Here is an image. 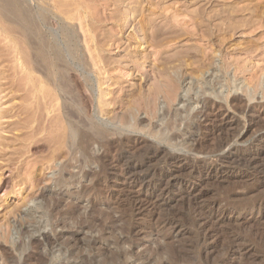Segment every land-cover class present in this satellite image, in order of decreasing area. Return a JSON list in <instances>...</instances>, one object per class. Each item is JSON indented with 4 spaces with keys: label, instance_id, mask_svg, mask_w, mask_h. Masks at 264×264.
I'll use <instances>...</instances> for the list:
<instances>
[{
    "label": "rangeland",
    "instance_id": "rangeland-1",
    "mask_svg": "<svg viewBox=\"0 0 264 264\" xmlns=\"http://www.w3.org/2000/svg\"><path fill=\"white\" fill-rule=\"evenodd\" d=\"M79 1L27 0V7L33 11L38 8L45 11L47 15L45 24H48V27H53V29L58 30L60 25L69 27L73 24L71 27H74L73 31L75 30L80 47L83 48L85 53H94V51L96 53L105 50V53L111 55L109 56L110 66L107 68L106 75L109 74L114 81L122 79L119 82V86L116 85L115 87L112 85L105 90L106 93L110 92L109 97H111L112 102L120 100L125 95L126 89H131L133 85L138 88L142 84L141 86L144 85L145 89L148 88L154 80V75L151 71L153 65H161L159 62L162 63L164 61H162L163 57L159 60V56L169 54L168 56H172L170 64L173 62L174 65L179 62L175 57L176 52L177 55H183V50L187 46L192 48L198 47L199 49L203 48L202 50L206 49L209 52L210 47H205L209 44L208 39L206 40L205 36V39H201L197 35L202 34V30L208 32L213 31V29L215 30L214 27L203 28L209 21H215V24L224 26L223 21L226 22L231 19V22L232 20L233 22L236 20V24L232 22L233 25L235 24V27L239 25L241 27L239 26L240 28L238 27V29L237 27L236 29L234 28L236 31L233 29L228 31L232 33L231 36L230 33L226 34L228 37L222 34L218 35V38L211 37V40H209L211 44H217L219 46L217 48L227 54V57H223L218 53L215 64L218 67H222L225 63H230L228 74L240 86L239 90L235 89L232 91V95L241 97V105L244 106V109L250 108L259 102L264 103V27L261 28L264 25V0ZM66 3L67 5L70 3V5H66V7ZM0 4L2 5V3ZM63 4L65 9L62 7ZM23 6L26 7V5ZM201 7L205 9L203 10ZM246 7L249 9L247 10ZM250 9L254 11H250ZM74 10L75 12H72ZM85 12L88 13L86 14ZM200 14L201 16H199ZM210 16L214 19L211 18L210 20ZM242 17L244 18L242 19ZM252 17L255 22H261L255 25V27L252 26L253 28H245L243 22L253 20ZM199 20L201 23H198ZM197 24H200L202 29L198 28ZM186 28L188 33L189 31H194L189 38L186 35ZM44 30L46 29L44 28ZM24 39L21 26L11 16L4 14L0 6V121L2 120L0 122V246L9 250L15 258H19V252L15 249V243H21L22 241L27 248V252L33 251L29 247V238L18 236L21 225L33 223L35 224L33 227L27 228L29 232L33 233L34 239L42 241V234L44 233L48 234L52 239L51 245L44 244L39 249L41 257L46 260V262H41L40 264H264V210L262 211V216L255 213L251 216V205H249L252 204V199L254 200L255 196L264 197V182H262L261 189L259 188L257 193L246 195V188L253 184L249 178L251 176L246 175L247 177L240 178L238 174H233V176L228 174L229 177L225 178V180L199 184L197 187V193L200 196L198 204L194 200L188 201L182 192L180 194L174 192V195H171L172 197L170 196L169 200L167 199L165 203L158 202L150 197V194L140 190L138 185H131L125 179L127 177H124L119 172V168L125 167L126 162L134 164L146 160L143 150L150 144L145 143L137 145L134 149L130 147L116 148L112 152V155L120 154L124 163L122 162L118 166L112 164L108 166L109 173H111L109 187L105 188L101 184L103 189H101V186L97 188L94 185L96 179H93L95 177L92 175L87 179L81 180V184L89 187L88 191L80 195V197L65 199L64 204L60 207L61 213L58 217L62 221L65 220L63 227H46L43 224V220L39 217V211L35 213L36 202L41 193L50 195L49 197L54 196L57 199L62 195L66 196V194L64 189L54 188L52 183L49 182V179L56 178V168L61 164L60 161L55 163L57 165H55L54 169L51 164L46 163V151L42 149V152L41 149L39 150L33 145L27 148L23 139L22 128H19L17 124L19 122L18 114L20 113L17 110H20V102L22 100L19 99H21L22 92L18 88L16 89V87L26 81L27 61L32 60V65L35 68L31 72L32 81H36L39 78V73L36 69L37 61L34 60L36 59V51L30 47L27 39ZM155 39L159 40L158 44ZM153 43H156V45ZM136 50L142 51L146 55L149 54L147 55L148 59L140 60V65L136 67L133 66V61L127 62L128 67L123 66L124 61L122 58H125L123 55L125 53L134 54ZM172 53L174 54L172 55ZM156 56L158 57L156 58ZM91 59L87 56V60L91 65L98 61L95 58ZM180 61H183V59ZM242 68H245L244 72H242ZM93 71L89 74L92 83L88 88L89 91L93 92L94 97L97 98L99 94L97 79L100 76V72L96 66L93 68ZM132 72H135V75H132ZM250 72H256L257 76L263 73L258 87L254 85V82L250 83ZM77 74L73 75V79L80 82ZM144 77H147L148 82H143L142 78ZM140 79H142V82ZM139 83V86L136 85ZM86 91H83V93L87 97L88 93ZM163 95H159L157 100L160 111L162 108H167L168 104L166 97H163ZM227 95L228 92L223 90L220 96L226 99ZM94 102L97 107L96 100ZM224 105H226L225 102ZM195 106L197 110L199 106ZM115 113L119 116L120 109L115 111ZM228 113L234 115L240 121L239 131L232 142L233 148L241 151L249 148L255 143L254 139L264 133V129L260 130V127L264 125V118H262L261 113H253L252 115L243 117L242 113L239 111L235 112L230 108ZM10 116L11 118H9ZM250 118L254 124V128L252 127L249 130L248 123ZM102 119L109 122L106 118ZM13 123L16 127L13 125V127H10ZM114 123L115 127L114 124L112 127L111 123H108V126L118 128L120 122L116 120ZM159 123L156 119L151 120L145 111L141 110L138 112L136 132H129L131 130L127 129V133L129 132L127 135L131 139L140 138L149 141L152 145H158L161 148L172 151L169 146L149 135L150 131L158 129L156 125ZM129 129L133 130V127ZM177 141L179 142L180 140ZM189 143H186L185 146ZM12 147L16 149L14 148L12 151ZM97 150L94 147V153L98 152ZM181 150H174L172 152L180 156H186L188 152H185L183 148ZM135 153H138V155ZM9 154H11V157H9ZM262 158L261 164L264 167V157ZM205 159H212V157ZM25 160H29L27 165L24 162ZM33 162L35 164L38 163L34 165L35 167L31 168L30 166H33ZM108 162L107 159L105 164H109ZM155 163L157 165L158 161ZM45 164H49L48 166L50 167L48 168ZM97 167L93 165L91 169L98 171ZM71 171L76 173L77 170L71 169ZM38 178H40L43 184V188L39 190L35 186L37 184L36 179ZM154 179L157 180L158 177L154 176ZM93 185L96 189L92 188ZM78 186L71 187L70 190L72 189L73 191ZM133 200L141 201V212H135V214L132 212L130 203ZM146 200H153L151 203L156 202L154 203L155 206L148 204ZM67 204L70 210H67ZM146 204L147 206H145ZM75 206V213L72 219H69L65 213L66 211L68 213L69 211L71 212V209ZM245 208L248 209L246 210ZM143 211L144 213H142ZM225 215L226 218L223 219V222L220 217H225ZM199 218L206 219L205 221L209 224L206 223V227H204V229H208H206L207 236L205 239H202V234L204 233L201 230L202 227L199 228V224L197 227L195 222H193ZM8 234L9 240L6 237ZM60 234L63 237L61 236L60 238ZM65 251H71L75 256L67 259ZM231 253H234L232 257L230 256L232 255ZM0 264L3 263L0 262Z\"/></svg>",
    "mask_w": 264,
    "mask_h": 264
},
{
    "label": "bare ground",
    "instance_id": "bare-ground-1",
    "mask_svg": "<svg viewBox=\"0 0 264 264\" xmlns=\"http://www.w3.org/2000/svg\"><path fill=\"white\" fill-rule=\"evenodd\" d=\"M68 1L70 2V0ZM0 3H2V5L0 4V6L2 7L4 14L11 16L14 21L21 26L23 35L28 41L27 43L36 51V59H33L37 61L36 69L39 73V78H35L36 81H32L33 78L31 72L35 68L32 65L33 61L31 60V62L29 60L27 61V73L25 79L26 81L24 83L22 82L21 85L19 84L20 86L16 87V89L18 88V90L22 92L21 99H19L22 100V102H20V110H17L20 111V115L18 114L19 122L17 124L19 128H22L23 139L26 143L27 148L33 145L35 148L39 150L41 149V151L42 149L46 151V163L51 164L52 168L54 169L55 165H57L55 163H57L58 161H60L61 163L58 167L56 166V178L49 179V182L52 183L54 188L58 187L64 189L66 196L62 195L59 199H57L54 198V196L49 197L50 195L41 193L35 206V213L39 211V217L43 220V224H45L46 227H63L65 220L62 221L58 217L61 213L60 207L64 204L65 199L67 200L72 197H80V195H83L88 191L89 187L81 184V180L87 179L90 175H92L95 177L93 179H96L94 185L97 188L100 187L101 184L105 188L109 187L111 173H109L108 166L111 164L118 166L124 161L122 160L120 154L112 155V152L116 148L119 147L120 149H122L123 147H130L134 149L141 143L150 144L147 145L148 147L143 150V152H145L144 156L146 157V160L142 161L141 163H134V160V164L126 162L125 167L122 166V168H119V172L124 177H127L125 179H127L131 185H138V188L140 190L150 194V197L155 199V201L165 203L171 195H174V192L177 194H180L182 192L183 194H185L188 201L194 200L196 204H198L197 202L200 196L197 193V187L199 186V184L210 181L219 182L225 180V178H228L229 175L233 176V174H238L240 178H245L247 177L246 175L251 176L249 178L251 179L253 184H251L250 187L246 188V195H252L258 192V189L262 186V182H264V167L261 164V159H263L262 157H264V133L261 136L256 137L254 139L255 143H253L249 148H246L242 151L237 148H233L232 142L237 132L239 131L240 121L236 117H234V115L229 114L228 110L230 108L235 112L239 111L243 114V117H247L248 115H252L253 113H261V115L263 116L262 118H264V103L259 102L250 108L244 109V106L241 105V97L232 95V91L235 89L239 90L240 86L238 85L239 83L236 84L233 77L231 78V75L229 76L228 74L230 63H225V65L222 67H218L215 64L218 53L223 57H227V54L225 52L223 53L222 50L217 48L219 47L217 46V44L215 45L209 42V40H211V37L218 38V35L220 36L222 34L226 36V34L230 33L228 31L232 29L235 30L236 27L238 29L240 25L235 27V19V22H233L232 20V22L235 23L234 25L231 22V19L227 20L226 22L222 20L224 22V26L222 25V22V26H219V24H215L216 22L214 20L213 21L215 23L208 20L209 22H207V24L204 25L203 28L214 27L215 30H209L211 33L206 30V32L202 30L203 33H199H202L203 35L199 33L194 34H199L197 35V37L201 39H205V37L206 40L208 39L207 41L209 44L205 47H210L209 52L206 49L202 50L203 48L199 49L198 47L192 48L190 46H185L186 48L184 50L182 49L183 55H177V52L176 56L174 55L179 61L178 63L174 61L175 63H177L174 65L173 62L172 64H170L172 56H168L169 54H166L165 56H163L164 54L159 56V60L163 57L162 61H164L162 63L159 62L161 65H153L151 71L153 72L154 80L153 83L148 86V88L145 89L143 87L144 85H140L142 79L143 82H148L147 77H144L140 79L141 82L139 84H136L138 86L140 85L138 88L133 85L131 89H126L127 92L125 91V95H123L120 100L112 102L111 97H109L110 92L108 91V93H106L105 90L106 88H110L112 85L115 87L116 85L119 86V82L122 79H118L119 81H114L109 74L106 75L107 68L110 66V54L105 53V50H101L96 53L95 51L94 53H85L83 48L80 47L78 41L79 39H77L75 30L73 31L74 27H71L73 26V24H69L71 25H68L69 27H67L66 25H60L58 27V30L53 29V27L51 28L50 26L48 27V24H45V19H47L46 12L40 8H38L37 10L35 9V11L29 9V7H27V0H0ZM67 3L65 4V6L67 5ZM23 5H26V7H24ZM69 5L70 3L67 6ZM72 5L75 7L74 4ZM62 7L63 9H65L64 4L62 5ZM248 9L249 8H247V10ZM250 11L254 10L250 9ZM72 12H75V10ZM85 13L87 14L88 12ZM199 16H201V14ZM209 18L211 20L212 16H210ZM243 18L244 17H242V19ZM200 20L198 23H201ZM260 22L257 23L253 19L248 21L246 20L243 23L245 28H250L252 26L255 27V25L259 24ZM194 24H196V22ZM197 25L198 28L201 26L200 24ZM263 27L264 25H262L261 28ZM44 28L47 30V32L46 30H44ZM186 32V35L189 38L191 33L194 31H189L188 33L187 30ZM231 34L232 33H230V36ZM192 36L195 37V35L193 34ZM158 41L156 40L157 44L159 43ZM153 44L156 45V43ZM26 46L24 47L26 48ZM173 54L174 53H172V55ZM147 55L142 51L139 52L137 50L134 52V54L125 53L123 55V57L125 58H122L124 63L121 64L123 66H127V62L129 63L133 61V66H139V61L146 59L148 57ZM87 56L90 59H97V63H92L91 65V63H89L87 60ZM157 57L158 56H156V58ZM181 59H183V61H180ZM95 66L100 72V76L96 73V75L99 76L97 79L99 90L97 98L94 97L93 92L89 91L88 88L92 83V79L89 74L93 71V68H95ZM244 71L245 68H242V72ZM74 74L78 75L80 82H77V80L73 79ZM249 74L250 83L254 82V85L258 87L260 85V78L263 73H260L259 76H257L256 72H250ZM132 75H135V72H132ZM87 88L88 92L86 91ZM223 90H226L228 92L226 99H223L222 96H220ZM83 91H86V93H88L87 97L86 95H84L85 93H83ZM159 95H163V97L165 96L166 100L168 101L167 108H162L161 111L159 110L160 108H158L157 105ZM95 100L97 107L94 102ZM224 102L226 105H224ZM112 103L114 104L112 105ZM195 105H197V107L199 106L197 110L195 109ZM118 109H120L119 116H117V114L115 113V111H117ZM141 110H144L145 113L151 118V120L156 119L160 122L157 125L155 124L158 129L155 131H150L149 135L157 138L159 142L161 141V143L163 142L164 144L169 146L172 151H182L181 148L185 149V152H188L186 156L177 155L172 151H168L158 145H152L151 143H149V141H145L140 138L131 139L128 137L127 134L129 132H136V128L138 126V112ZM9 118H11V116ZM102 118H106L109 122L104 121ZM116 120L119 121L120 124L118 128H112L113 124L115 127V123L117 122L114 123V121ZM14 123L11 124L10 127L15 126ZM108 123H111L112 127H109ZM253 126L254 124L252 123V120L250 118L248 129L250 130ZM132 127L133 130L129 129ZM260 128V130L264 129V125ZM9 129L11 130V128ZM127 129L131 131L127 133ZM177 140L180 141L178 142ZM188 142L190 143L185 146V144ZM94 147L98 149V152L94 153ZM14 148L12 149V151L14 150ZM9 155V157H11V154ZM136 155H138V153ZM208 157H212V159L206 160L205 158ZM107 159L109 161V164L106 165L105 162L107 161ZM156 161H158L157 165L155 163ZM24 162L27 165L29 160H25ZM36 164L34 163L33 166L30 164V167H35L34 165ZM93 165H96V167L98 166V171L91 169V166ZM49 167L50 166H48V168ZM71 169H76V173L72 172ZM154 176H157L158 179L155 180L156 178L154 179ZM36 182L37 184H35V186H37V189H42L43 184L40 178L36 179ZM77 185H79L77 189H73V191L72 189L70 190L71 187ZM94 185L92 186V188L94 187ZM96 187L94 188L96 189ZM103 187L101 189H103ZM141 201H131V210L134 214L135 212H141ZM146 201L148 204H152L153 206H155L154 203L156 202L151 203L153 200ZM252 201V204H249L251 205L250 211L252 214L250 215L253 216L255 213L262 216V211L264 210V197L255 196L254 200L252 199ZM67 206V210H70L68 204ZM145 206H147V204ZM75 210L76 206L71 209V212L69 211L68 213V211H66L65 215H68V218L72 219ZM142 213H144V211ZM220 218H222L223 220L226 218V215L225 217L221 216ZM205 220L206 219L199 218L193 221L195 222L197 227L198 224L200 225L199 228L202 227L201 230L204 232H202V239H205L207 236V228L204 229L207 223ZM34 225L35 224L33 223H28L24 226L21 225L18 231V236H20L21 238H29V247L33 251L27 252V248L26 246H24V243L22 241L21 243H15V249L17 252H19V258H15V256H13L9 250L4 248L3 246H0V262H2L3 264H40L41 262H46V260L41 257V252H39V249L40 247L44 246V244L51 245L52 239L48 234L45 233L42 234V241L34 239L33 233L29 232V229L27 228L30 226L33 227ZM61 236L63 237V235L60 234L59 237L61 238ZM6 237L7 240H9V234ZM56 239L58 240L57 236ZM65 252V257L67 259H71V257L75 256V254L71 251ZM233 255L234 253L230 256L232 257Z\"/></svg>",
    "mask_w": 264,
    "mask_h": 264
}]
</instances>
